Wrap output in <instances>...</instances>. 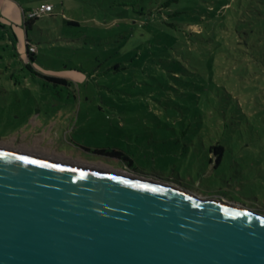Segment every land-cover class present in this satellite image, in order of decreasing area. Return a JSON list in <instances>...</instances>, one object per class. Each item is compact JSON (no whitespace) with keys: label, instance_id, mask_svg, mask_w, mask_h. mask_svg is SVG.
<instances>
[{"label":"rangeland","instance_id":"rangeland-1","mask_svg":"<svg viewBox=\"0 0 264 264\" xmlns=\"http://www.w3.org/2000/svg\"><path fill=\"white\" fill-rule=\"evenodd\" d=\"M40 1H0L1 149L264 215V0H49L27 40L22 9ZM28 42L33 68L69 85L29 72Z\"/></svg>","mask_w":264,"mask_h":264},{"label":"water","instance_id":"water-1","mask_svg":"<svg viewBox=\"0 0 264 264\" xmlns=\"http://www.w3.org/2000/svg\"><path fill=\"white\" fill-rule=\"evenodd\" d=\"M0 264H264V215L0 148Z\"/></svg>","mask_w":264,"mask_h":264},{"label":"trees","instance_id":"trees-1","mask_svg":"<svg viewBox=\"0 0 264 264\" xmlns=\"http://www.w3.org/2000/svg\"><path fill=\"white\" fill-rule=\"evenodd\" d=\"M44 1L50 2L49 0H44ZM44 1H40L39 3L44 2ZM171 1H176V0H165L163 5L167 6V5H169V3ZM29 9L30 8H23L22 9V24L24 26L25 37H26L27 40H31L29 38V35H28V29L31 28L34 20L38 17V16H33V17L27 16L26 12ZM66 23L70 24V25H78V21L76 19H66ZM12 37H13V39L15 38L14 33L12 34ZM28 46H29V42L26 44V47H27V49H26L27 62L25 63V66L29 70L30 73H32L34 75H37V76H40V77H42V78H44L46 80L53 81L55 83L69 85L70 80L67 79L66 77L58 76V75H50V74H46L44 72H39V71L35 70V68H33V66H32V63L35 60V57H36L35 53L36 52L29 50ZM114 68L118 69V68H120V66L115 64ZM181 133L184 135L185 134V130H182ZM211 149L214 150V153L216 155V162H218L220 160V158H221L223 147L220 144H216V145L210 146V150L209 151H211ZM90 150L93 153H96V154H99V155H105V156L116 158V159L122 161L126 166L131 167L132 159L122 149H119V148L95 147L93 149L90 148Z\"/></svg>","mask_w":264,"mask_h":264},{"label":"built area","instance_id":"built-area-1","mask_svg":"<svg viewBox=\"0 0 264 264\" xmlns=\"http://www.w3.org/2000/svg\"><path fill=\"white\" fill-rule=\"evenodd\" d=\"M53 9V4L51 2H41L39 3L35 8H31L26 12L27 16L33 17V16H39L43 13L50 12ZM29 50L34 51V45L32 43H29L28 46Z\"/></svg>","mask_w":264,"mask_h":264},{"label":"bare ground","instance_id":"bare-ground-1","mask_svg":"<svg viewBox=\"0 0 264 264\" xmlns=\"http://www.w3.org/2000/svg\"><path fill=\"white\" fill-rule=\"evenodd\" d=\"M116 173V172H115ZM120 174H123V175H126V174H124V173H120ZM127 176H131V177H137V178H142V177H138V176H132V175H127ZM142 179H148V178H142ZM148 180H153V179H148Z\"/></svg>","mask_w":264,"mask_h":264},{"label":"crops","instance_id":"crops-1","mask_svg":"<svg viewBox=\"0 0 264 264\" xmlns=\"http://www.w3.org/2000/svg\"><path fill=\"white\" fill-rule=\"evenodd\" d=\"M0 1H1V0H0ZM46 2H48V1H46ZM29 8H30V7H29ZM31 8H32V7H31ZM31 8H30V9H31ZM50 12H51V11H50Z\"/></svg>","mask_w":264,"mask_h":264}]
</instances>
